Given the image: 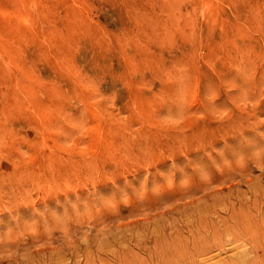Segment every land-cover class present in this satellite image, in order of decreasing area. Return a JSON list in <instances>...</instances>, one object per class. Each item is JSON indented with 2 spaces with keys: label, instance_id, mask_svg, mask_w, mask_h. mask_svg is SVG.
<instances>
[{
  "label": "rangeland",
  "instance_id": "rangeland-1",
  "mask_svg": "<svg viewBox=\"0 0 264 264\" xmlns=\"http://www.w3.org/2000/svg\"><path fill=\"white\" fill-rule=\"evenodd\" d=\"M263 119L264 0H0V264H264Z\"/></svg>",
  "mask_w": 264,
  "mask_h": 264
},
{
  "label": "bare ground",
  "instance_id": "bare-ground-1",
  "mask_svg": "<svg viewBox=\"0 0 264 264\" xmlns=\"http://www.w3.org/2000/svg\"><path fill=\"white\" fill-rule=\"evenodd\" d=\"M245 93V92H244ZM243 92H241L240 93V96H241V94H244ZM246 94H248V93H245L244 94V96H246ZM261 94V93H260ZM257 95V94H256ZM247 96H249V95H247ZM258 96H260L259 95V93H258ZM247 99V98H246ZM264 120V119H263ZM263 120H261L262 122H263ZM261 121H259V122H261ZM259 124V123H258ZM263 124V123H262ZM261 124V125H262ZM262 126H264V125H262ZM256 127V126H255ZM259 126H257L256 128H255V130L258 128ZM249 128H250V125H249ZM254 130V129H253ZM252 132H254V131H252ZM260 132V131H259ZM262 132V131H261ZM263 133V132H262ZM245 153V152H244ZM251 159V158H250ZM245 160V159H244ZM249 160V159H248ZM258 161V160H257ZM260 163V162H259ZM233 164V163H232ZM264 165V164H263ZM257 166V165H256ZM259 166V165H258ZM253 167V166H252ZM260 167V166H259ZM262 167V166H261ZM263 168V167H262ZM237 169V168H236ZM258 169V168H257ZM232 170V169H231ZM234 171V170H233ZM252 171V170H251ZM250 172V171H249ZM229 173V172H228ZM248 173V172H247ZM239 175V174H238ZM237 175V176H238ZM244 175V174H243ZM227 177V176H226ZM224 179V178H223ZM252 188V187H251ZM262 188H263V186H262ZM259 191V190H258ZM263 195V194H262ZM261 199V198H260ZM258 201V200H257ZM240 204V203H239ZM260 205V204H259ZM242 207V206H241ZM257 207H258V205H257ZM260 207V206H259ZM244 208H245V206H244ZM246 208H247V206H246ZM243 209V208H242ZM245 215V214H244ZM247 215H248V213H247ZM250 215H252L251 213H250ZM250 215H249V218H250ZM245 217V216H244ZM246 218V217H245ZM237 219V218H236ZM239 219V218H238ZM252 219H254V217L252 218ZM243 220H246V219H243ZM242 220V221H243ZM247 220H248V218H247ZM257 220V219H256ZM234 221V220H233ZM238 220H236V222H237ZM254 220H252V222H253ZM239 222V221H238ZM248 222H250L251 223V220H249ZM254 222H256V221H254ZM253 222V223H254ZM243 223V222H242ZM245 224H246V221H245ZM257 224V223H256Z\"/></svg>",
  "mask_w": 264,
  "mask_h": 264
}]
</instances>
